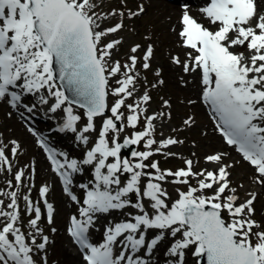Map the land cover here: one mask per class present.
<instances>
[{
  "label": "snow or ice",
  "instance_id": "1",
  "mask_svg": "<svg viewBox=\"0 0 264 264\" xmlns=\"http://www.w3.org/2000/svg\"><path fill=\"white\" fill-rule=\"evenodd\" d=\"M260 4L264 0L259 3L258 0H205L200 12L209 26L185 10L180 35L184 45L192 50L188 54L191 67L185 64V71L201 70L204 99L219 121V131L227 144L238 146L243 159L254 166L258 174L256 181L264 185V10ZM91 8L90 0H0V102L13 108L23 107L31 113L36 105L23 102L26 94L41 93L39 102L48 104V98L43 95L46 92L54 98L50 110L61 109L66 114L59 131H78L77 122L82 117L73 108L78 104L86 110L87 118L78 139L87 144L89 138L85 133L98 135L82 162L60 153L64 157L61 163L54 150L47 148L46 140H40L63 178L64 191L73 201L77 200L71 189L73 173L83 171L81 163L94 168V186L80 185L86 192L85 206L80 209L83 219L73 216L69 229L74 242L85 250L86 264H150V258L137 253L146 247L151 257L169 238L171 244L165 255L171 259L167 264H187L188 253L196 258L197 264L205 257L206 264H264V231H253L264 227L252 218L256 197L252 195L237 203L236 189L230 188L231 165L223 163L222 155L207 157L208 161L217 162V170L206 174L194 172L191 160L186 161V169L162 171L158 162L145 163L153 151L132 152L136 160L122 158V148L138 145L146 137L149 148L157 142L152 138L155 117L146 118L144 131H136L132 138L118 142L123 127L116 121L124 118L122 106L132 110L133 114L127 117L130 126L135 127L139 122V105H125V97L133 94L130 86L136 82L135 76L126 74L119 81L120 87L113 91L114 95L123 96L110 108L112 116L103 118L109 110V76L121 70L117 62L108 71L105 58L111 56L110 50L119 41L107 43L104 50L98 48L106 33L96 30L99 25L93 18L95 13L90 14ZM140 11H144L142 6ZM121 27L118 23L107 31L115 33ZM236 48H246L249 54L234 51ZM152 55L149 47L143 58L145 69L149 68L147 61ZM130 60L131 65L125 66L128 72L135 68L137 57L131 56ZM176 62L180 63L179 59ZM63 89H70L75 98L70 99ZM150 99L148 94L142 96L144 103ZM97 118H102L99 129L95 123ZM177 142L169 138L161 141V146ZM12 144V152L16 153L20 145L16 141ZM155 151L159 152L160 148ZM0 163H8L4 147H0ZM8 167L10 170L11 165ZM23 175L21 171L15 179L21 181ZM167 177H173L174 183L188 185L171 203L161 183ZM191 177L203 178L198 179V186H191ZM205 190H211L213 195H197ZM40 191L43 196L49 189L45 186ZM130 194L136 196L135 202ZM10 197L7 208L11 211L5 210L4 201L0 200V218H3L0 220V264H36L32 245L37 251L44 250L49 237L43 235L42 242L37 244L36 236L31 234V243L28 242L17 224L20 219L17 193H10ZM24 199L27 210L35 213L30 225L36 233H42L38 225L41 209L33 207L27 196ZM44 203L48 222L52 223L53 205L47 200ZM126 207L139 209L141 214L134 216V222L109 225L104 243L99 246L89 242L88 232L95 214ZM224 212L229 214V219H225ZM150 230L151 237L147 236ZM117 244L122 247L114 256Z\"/></svg>",
  "mask_w": 264,
  "mask_h": 264
},
{
  "label": "rangeland",
  "instance_id": "2",
  "mask_svg": "<svg viewBox=\"0 0 264 264\" xmlns=\"http://www.w3.org/2000/svg\"><path fill=\"white\" fill-rule=\"evenodd\" d=\"M90 3L92 4L90 14L95 13L93 18L99 25L96 30L105 32L111 39H116L117 37L107 30L119 20V9L123 8V0H91ZM132 3V9H137L140 2L133 0ZM179 14L180 10H178L176 15L177 19L180 16ZM172 17V12H165L163 8L158 10L151 2V6L148 7L142 17L126 21L124 28L118 32V34H121L124 43L117 45L118 49L116 52L111 49V56L105 58L108 71L117 62L121 65L120 72L112 76V80L110 79L111 95L116 102L123 96V94L121 96L114 95L112 92L115 88L120 87L119 81L125 79L126 74L136 77L135 84L130 86L133 94L131 97H125V105H139L137 109L139 122L136 125L137 127H132L128 124L127 117L133 113L131 109L124 106L129 115H124L123 118V124L126 126L123 127L122 139L130 136L132 138L136 131L145 129L147 117H155L153 120L154 131L152 132V138L157 142L150 148L160 147L161 141L169 138L178 141L175 144L162 147V152L156 153L152 149L146 150L153 151L154 154L145 163L158 162L162 171L171 170L175 172L178 167L186 166V160L190 158L195 163L193 171L201 172L202 169H205L204 172L206 174V171L210 170V166L207 164V155L221 149L223 152L231 151L222 143L221 136L217 134L214 127L211 125V128L208 125L209 120L202 112L198 111L199 103H194L198 99V82L185 71V64L191 59L188 55L191 51L185 49L181 40L178 39V30H174L172 25L174 23L171 21ZM173 18L175 21V17ZM108 40V38H105L99 43L100 50H104V43ZM147 40L153 41L149 44L153 46V55L147 61L150 65L149 68L145 69L143 67L145 63L143 58L148 50V45L143 52L133 55L137 57L138 61L135 68L128 72L125 66H130L126 62L131 54V47L134 44L145 43L143 41ZM120 49H125V51L120 53ZM175 57L180 60L179 64L173 62ZM144 94H148L151 97L147 103L142 101ZM192 113L195 114V120L192 117ZM2 114L6 117V121L0 124V141L1 136L7 137L9 141L18 138L15 137V134L26 136L22 129L19 132L15 129L16 122L9 118V114H6V111H3ZM186 121H191V123H186ZM128 127L131 128L129 133ZM3 132L4 135H2ZM146 140L147 137L138 145L141 147V144H144L145 146ZM140 147L136 148V150L142 151L149 148H143V145ZM35 153L37 152L35 151ZM32 155V153L27 151V148H22L21 158L24 162H30ZM230 161L235 163L233 169H230V188H232L233 184L234 187L239 189L243 194L242 201H244L247 198L244 193L248 191V187L257 184L254 178L255 174L243 160L227 158L224 162L229 164ZM42 163V160L39 159L41 167ZM146 171L155 172L154 169H146ZM200 178L202 177H191L190 180H192V184H198V179ZM147 179V177L144 178L145 181ZM173 179V177H167L165 181L161 182L164 190L168 193L166 199L169 203L179 198V191L186 190V185L174 183ZM29 186H31L30 183ZM34 191H37V187ZM52 194L54 199L58 201L59 195L55 192ZM207 194L212 196L213 192L210 190L207 191ZM256 204L258 207L257 217L260 219V225L264 226V192L260 195L258 201L253 203V206ZM148 210L151 212L150 205ZM227 218L229 219V215ZM65 222V214H59L56 219V226L62 229L65 226ZM57 239L50 253L54 259H59L58 264H62L63 254L69 252L70 255H73V252L68 247V239L64 232L59 231ZM187 264H191V262Z\"/></svg>",
  "mask_w": 264,
  "mask_h": 264
},
{
  "label": "bare ground",
  "instance_id": "3",
  "mask_svg": "<svg viewBox=\"0 0 264 264\" xmlns=\"http://www.w3.org/2000/svg\"><path fill=\"white\" fill-rule=\"evenodd\" d=\"M258 3H259V0H258ZM153 4H154V7H156L158 10L161 9V8H163V9H165L166 12H170L175 7L174 4H171V3H166L165 4V3L160 2V0H153ZM260 8H261V10H264V4H260ZM202 23H204L205 25L208 24L207 21H203ZM233 50L234 51H237V52H244L245 56H247L249 54L248 53V50L246 48H236V49H233ZM129 146H131V145H129ZM129 146H127V147L129 148ZM132 147H131V152L129 151V154L132 153V152H134ZM134 147H135V151H136V146H134ZM224 160H225V158H224ZM211 164H212L211 166L213 168L210 169V171H216L215 168H216L217 162L212 161ZM249 189H255V188L250 187ZM59 206H60V208H59V214L64 213V211L66 209V207H65L66 204H64V201L61 198L59 199ZM63 256L64 257L62 259L63 260L62 264H81V262H82L81 259H80V257L77 254L71 256V255H69L67 253V254H63ZM205 260H206V257H205Z\"/></svg>",
  "mask_w": 264,
  "mask_h": 264
},
{
  "label": "water",
  "instance_id": "4",
  "mask_svg": "<svg viewBox=\"0 0 264 264\" xmlns=\"http://www.w3.org/2000/svg\"><path fill=\"white\" fill-rule=\"evenodd\" d=\"M57 77H58V73H57ZM65 90H66L69 94L72 92L70 89H65ZM67 92H66V93H67ZM74 95H75V94H74ZM69 97L73 98V95L70 94Z\"/></svg>",
  "mask_w": 264,
  "mask_h": 264
}]
</instances>
